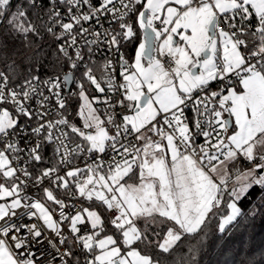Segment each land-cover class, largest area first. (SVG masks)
I'll list each match as a JSON object with an SVG mask.
<instances>
[{
    "label": "snow or ice",
    "instance_id": "1",
    "mask_svg": "<svg viewBox=\"0 0 264 264\" xmlns=\"http://www.w3.org/2000/svg\"><path fill=\"white\" fill-rule=\"evenodd\" d=\"M257 217L264 0H0V264H199Z\"/></svg>",
    "mask_w": 264,
    "mask_h": 264
},
{
    "label": "trees",
    "instance_id": "2",
    "mask_svg": "<svg viewBox=\"0 0 264 264\" xmlns=\"http://www.w3.org/2000/svg\"><path fill=\"white\" fill-rule=\"evenodd\" d=\"M199 259V264H252L261 260L264 248V218L257 217L246 228L220 239L210 226ZM194 243V241H193Z\"/></svg>",
    "mask_w": 264,
    "mask_h": 264
}]
</instances>
